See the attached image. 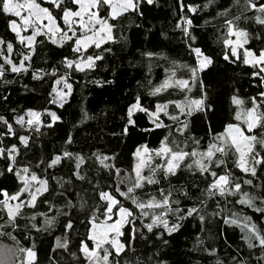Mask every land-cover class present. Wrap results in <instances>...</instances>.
I'll return each instance as SVG.
<instances>
[{
	"label": "snow or ice",
	"instance_id": "snow-or-ice-1",
	"mask_svg": "<svg viewBox=\"0 0 264 264\" xmlns=\"http://www.w3.org/2000/svg\"><path fill=\"white\" fill-rule=\"evenodd\" d=\"M43 2L47 6L40 0H0V16L6 18V35H0V83L13 84L16 76L29 73L33 81L50 79L46 104L57 108H63L73 94L72 77L96 72L106 54L112 52L105 45L118 42V25L120 40L127 42L123 18L129 14L142 18L145 5L156 4V0ZM215 2L206 0L200 6L178 0L175 28L181 32L192 63L171 61L164 67V78L159 83L147 79L140 85L147 96L157 98L155 103L145 104L142 95L137 94L127 105L122 136L135 132L143 139L158 130L165 133L158 138V146L151 147L147 140L138 143L127 169L117 166L116 154L92 152L85 156L71 151L72 132L67 133L61 148L45 159L35 164L22 161L21 146L29 148L45 134L43 129L51 130L62 117L48 107L20 111L13 108L9 117L0 115V161H4L0 168V237L13 242L0 247V264H41L36 237L50 236L57 230L60 235L55 236V243L49 248L53 254L61 252L64 258L54 264H121L138 233L144 239L145 232L151 234L167 245L169 240L165 237L180 233L184 221L198 219L203 231L208 216L219 218L223 226L239 228L249 256L258 251L260 255L255 259L264 264V181L254 184L260 176L258 169H264V0H231L217 12L221 19L216 38L220 51L210 54L199 46L188 13L195 14ZM241 22L246 26H241ZM38 37L44 40L38 41ZM253 39L260 47L250 46ZM45 41L59 49L67 48L69 53L50 72L45 68L32 69L31 63L37 44ZM158 55L163 57L162 53H142L149 61ZM214 55L227 64L249 68L252 86L259 89L248 97H242L239 89L233 91L227 122L200 75L215 63ZM148 69L150 76L151 63ZM8 74L14 78L7 79ZM89 82L97 86L113 83L107 79ZM197 86L198 92L194 93ZM23 87L28 90V85ZM0 101L6 103L8 97L2 96ZM141 116L146 119V126H141ZM81 119L90 117L83 112ZM217 123L221 130L214 129ZM200 131L202 136L198 135ZM65 162L67 178L51 174L50 170L64 167ZM182 169L205 182L203 189L193 184L199 196L193 197L185 186L177 188L170 182L167 188L162 186V181H170ZM245 186L249 191H245ZM257 187L262 189L259 195L251 191ZM178 197L191 203L182 207ZM229 197L235 199L229 201ZM209 201H215L211 212ZM229 202L251 208L259 214L258 220L241 217L235 211L226 212L224 205ZM40 208L44 210L39 211ZM21 240L30 241V246ZM202 243L198 238L197 244ZM205 250L210 255L216 252L211 245ZM47 259L52 261L53 257ZM124 264L131 262L125 260ZM156 264L165 262L157 260ZM216 264L223 262L217 260ZM232 264L248 261L237 253Z\"/></svg>",
	"mask_w": 264,
	"mask_h": 264
},
{
	"label": "trees",
	"instance_id": "trees-1",
	"mask_svg": "<svg viewBox=\"0 0 264 264\" xmlns=\"http://www.w3.org/2000/svg\"><path fill=\"white\" fill-rule=\"evenodd\" d=\"M43 6H47L40 0ZM206 0H184L185 4L202 6ZM231 0H216V2L207 9L197 11V13L188 15L193 19V32L198 37V44L210 54L220 51L216 38L220 34L219 29L221 19L217 17V12L227 7ZM145 14L142 18L134 14H129L123 18L125 31L123 32L127 42L120 40L121 31L118 25L115 35L117 43H109L105 47H110L112 52L106 54V59L100 62L99 69L96 72L77 73L72 77L73 94L69 97L63 108H57L55 105L46 104L47 93L50 91V79L41 81L31 80L30 73L24 76H16L15 83L4 85L0 83V97L7 96L8 101L5 103L0 101V115L9 117L11 109L17 111L25 108H42L48 107L56 111L62 117L54 127L49 130L47 128L42 131L43 136L38 137L27 149L22 148V161L31 160L35 164L40 159H45L48 155L53 154L55 150L61 148L63 140L68 132H72L74 143L71 151L82 152L85 156L92 152L107 154L109 156L116 154L117 166L127 169L131 162V152L138 143L145 140L150 141V146H158V138L165 133L158 130L150 136H144L143 139L135 132L128 137L121 135L124 120L122 117L126 111L127 105L132 102L137 94H141L145 104L155 103L156 97L146 95V89L140 87L146 83L147 79H151L153 84L159 83L164 78V67H167L171 61L181 63H192V57L189 56L186 46L182 43L181 32L175 28V24L179 18L178 0H156L154 6H147ZM235 14L236 9L232 10ZM136 25H139L137 28ZM6 18L0 16V35H6ZM241 26L244 25L241 22ZM252 29H250L251 31ZM254 34V32H253ZM9 37L10 33L7 34ZM44 40V37H38ZM251 47L254 49L260 47L256 40H252ZM36 53L32 60V69L45 68L49 72L51 67L57 65V62L64 56L68 55V49H59L54 45L46 42L37 44ZM144 52L162 53V56H156L149 61L142 56ZM215 63L209 69L201 73V78L208 90L211 99L216 103L219 114L225 117L229 112V97L236 89L242 97L254 95L259 89L254 88L253 81L250 78V69L246 66L227 64L219 56H215ZM151 63V75H148V65ZM7 79H13V74H8ZM112 80L111 84H103L97 86L90 83L91 80ZM23 85H28L26 91ZM198 92V86L193 89ZM167 96V93L163 94ZM87 112L90 119L82 120V113ZM141 126H146L147 121L141 116ZM214 129L221 130L219 124L213 125ZM200 131L198 135H203ZM231 165V159H229ZM4 165V161H0V168ZM51 174L56 177L68 176L67 162L64 167L50 170ZM235 171V170H234ZM259 178L254 179V184L260 185L264 181V169H258ZM237 175H240L236 171ZM250 178V177H249ZM3 178H0L2 180ZM179 188L185 186L193 197L199 196L198 189L193 188V184L198 185L199 189L205 187V182L198 176H193L187 169H182L176 177H171L170 181H162V186L167 188L168 183ZM5 183H10L6 181ZM54 184L55 181H52ZM245 191H249L245 186ZM251 191L259 195L262 191L260 187L253 188ZM84 195L85 193H81ZM89 202L91 203V192L87 193ZM181 199V206L191 203L189 200ZM229 201L235 199L228 198ZM208 211L211 212L215 207V201H209ZM223 204V200L221 201ZM258 203V202H257ZM226 212L235 211L241 217L244 215L252 216L253 220H258L259 214L254 213L251 208L241 205H233L227 203L224 205ZM43 211V208L38 209ZM81 218H83L81 216ZM184 228L180 233L173 234L172 237H165L169 240L167 245L160 241H156L151 234L144 233L147 239L137 234L127 249L128 255L122 257L121 264L124 261H130L131 264H156L157 260H162L165 264H216L217 260L223 264H232V257L239 253V256L248 261V264H258L255 259L259 256L258 251H253L249 256V249L241 239L242 233L239 228H231L222 225L219 218L208 216L206 223L201 231V225L198 219L189 218L184 221ZM139 227V225H137ZM80 232H83L82 226H78ZM143 231V230H141ZM35 235V234H34ZM60 235L57 230L53 235L42 234L36 237L37 246L39 248L41 264H54L55 260L64 258V254L56 252L53 254L49 245H54L55 236ZM73 234V241L75 240ZM203 243L197 244V239ZM2 245H11L13 242L7 237H0ZM21 243L30 246V241L21 240ZM211 245L216 250L214 255H210L205 249ZM47 256H52L53 260L49 261Z\"/></svg>",
	"mask_w": 264,
	"mask_h": 264
},
{
	"label": "rangeland",
	"instance_id": "rangeland-1",
	"mask_svg": "<svg viewBox=\"0 0 264 264\" xmlns=\"http://www.w3.org/2000/svg\"><path fill=\"white\" fill-rule=\"evenodd\" d=\"M10 245V244H9ZM2 246H4V245H2V243L0 242V247H2Z\"/></svg>",
	"mask_w": 264,
	"mask_h": 264
}]
</instances>
